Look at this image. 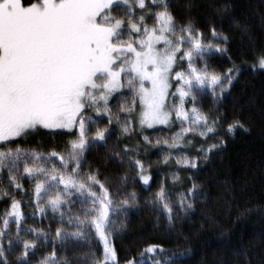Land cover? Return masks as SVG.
<instances>
[{"label": "snow or ice", "instance_id": "1", "mask_svg": "<svg viewBox=\"0 0 264 264\" xmlns=\"http://www.w3.org/2000/svg\"><path fill=\"white\" fill-rule=\"evenodd\" d=\"M223 11H229L227 4ZM209 34L190 16L178 17L171 0H0V184H7L0 190V201L7 202L0 214V264H32L41 239L49 243L43 230L23 227L25 206L33 208V217L58 214L61 225L52 251L37 264H80L61 257L56 244L60 251L88 245L90 264H119L114 238L138 197L135 191L122 194L121 187L113 190L100 179L99 168L85 172L87 154L108 148L109 159L136 173L132 183L147 188L152 176L142 151L167 150V165L173 152L192 145L188 137L198 135L205 143L215 137L222 117L205 112L198 97L210 93L214 101L222 99L241 69L209 70L208 58L226 53L229 42L214 24ZM252 67L264 70V49L254 53ZM158 126L179 131L170 141L157 138L153 144L144 130ZM137 127L143 145L126 143ZM237 127L243 124L230 123L227 131ZM40 130L63 137V146L47 152L25 148L26 138ZM114 136L117 142L109 147ZM220 146L202 143L195 157L179 154L177 165L196 170L188 177L191 186L173 193L165 182L153 193L150 202L170 229L203 194L195 182L200 157L208 159ZM25 179L32 182L26 202L16 195L28 197ZM119 183L126 188L128 176ZM188 259L153 243L124 264H186Z\"/></svg>", "mask_w": 264, "mask_h": 264}, {"label": "trees", "instance_id": "2", "mask_svg": "<svg viewBox=\"0 0 264 264\" xmlns=\"http://www.w3.org/2000/svg\"><path fill=\"white\" fill-rule=\"evenodd\" d=\"M171 3L178 17L190 16L207 38H210L212 24L229 38L225 45L228 48L226 53H214L208 58L209 70L223 73L235 66L241 69L240 74L222 99L214 101L210 93L198 97V106L214 116H221L222 126L206 143L198 135L188 137L194 146L185 143L184 149L172 153L167 165L163 162L167 150L148 147L146 155L142 151L141 158L145 161L147 173L152 176L147 188L138 180L133 184L132 178L136 173L128 169L126 163L109 159L111 154L105 147L95 148L87 154L84 171L87 172L89 166L93 170L99 168L100 179L107 180L113 190L121 187L122 194L133 191L137 194V205L129 210L126 218L121 217L125 227L114 238L119 264L137 256L144 247L153 243L162 245L169 255H188L186 264H264V70L252 67L254 53L264 49V0H171ZM225 4L229 6L227 13L223 11ZM237 23L241 27H237ZM245 25L247 32L242 30ZM235 121L243 127L229 133L228 124ZM114 127L119 134L120 126ZM144 131L155 144L157 138L170 141L179 127ZM116 142L117 136L112 137L109 147ZM125 142L143 145L138 127L137 134ZM63 143V137L40 130L28 136L23 146L47 152L62 147ZM202 143L205 148L210 143L221 146L209 154L208 159L200 157L195 182L203 194L195 202L193 210L186 216L181 213L170 229L168 221L151 204L152 195L165 182L173 193L191 186L192 181L188 177L196 170L183 169L176 164V158L181 153L195 157L196 149ZM125 175L128 176L126 188L119 183ZM174 175L179 177L175 182ZM6 187V182L0 184V190ZM23 188L29 191L28 197H24L22 192L16 195L26 202L31 198L32 182L25 179ZM170 199L175 201L176 195H171ZM6 207L7 202L0 201V214ZM78 208L77 205L73 211ZM24 213L27 216L23 225L25 229L34 227L48 234L49 243L46 245L41 239L32 258V264H37L42 254L52 251L56 229L61 226L59 216L48 211L44 217L39 213L33 217L30 206L24 207ZM12 231L14 234V224ZM21 235L24 239L32 238L30 234ZM56 247L61 257L90 264V257L86 258L88 245L69 246L67 251H60L59 244ZM16 254H10L9 259L14 261Z\"/></svg>", "mask_w": 264, "mask_h": 264}, {"label": "rangeland", "instance_id": "3", "mask_svg": "<svg viewBox=\"0 0 264 264\" xmlns=\"http://www.w3.org/2000/svg\"><path fill=\"white\" fill-rule=\"evenodd\" d=\"M258 68V67H257ZM259 69V68H258ZM261 70V69H260ZM163 129V126H158L157 128H154V129H150V130H156V129Z\"/></svg>", "mask_w": 264, "mask_h": 264}]
</instances>
